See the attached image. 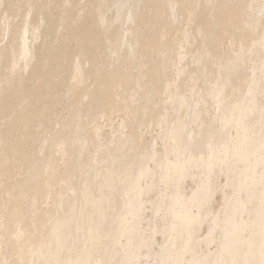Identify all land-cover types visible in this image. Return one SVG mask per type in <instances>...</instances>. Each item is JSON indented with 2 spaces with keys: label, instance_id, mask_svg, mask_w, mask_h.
Instances as JSON below:
<instances>
[{
  "label": "bare ground",
  "instance_id": "bare-ground-1",
  "mask_svg": "<svg viewBox=\"0 0 264 264\" xmlns=\"http://www.w3.org/2000/svg\"><path fill=\"white\" fill-rule=\"evenodd\" d=\"M0 264H264V0H0Z\"/></svg>",
  "mask_w": 264,
  "mask_h": 264
}]
</instances>
